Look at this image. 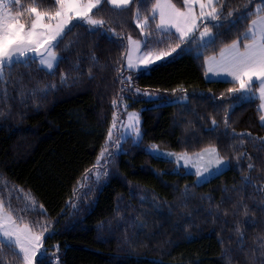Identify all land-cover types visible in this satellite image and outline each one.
<instances>
[{"label": "trees", "instance_id": "16d2710c", "mask_svg": "<svg viewBox=\"0 0 264 264\" xmlns=\"http://www.w3.org/2000/svg\"><path fill=\"white\" fill-rule=\"evenodd\" d=\"M32 2L21 0L24 5ZM35 2L51 7L48 0ZM173 2L181 6V0ZM229 3L243 11L245 4L253 8L256 0H225L226 7ZM101 9L93 11L94 17L105 21L104 28L114 29L116 38L90 32L75 21L65 41L73 46L56 49L65 59L55 75L38 70L36 64L12 70L4 86L7 96L0 103V185H6L0 195L6 203L12 198L14 215L23 216L25 223L50 225L46 249L49 257H59V264H264V126L259 99H237L240 94L228 89L238 85L209 80L204 63L246 27L230 25L222 17L221 35L204 58H197L195 51L182 53L186 46L181 45L174 58L148 70L117 71L125 65L126 37L141 35L132 6L122 13L106 3ZM62 74L69 77L67 85L60 83ZM122 75H131L133 88L151 98L122 92L127 89L120 83ZM37 81L56 88L22 102L19 87L31 89ZM128 109L140 110L142 143L125 144V149L113 150L110 160L97 163L113 117ZM233 133L251 135L233 138ZM147 144L187 153L215 146L230 167L197 183L175 163L149 154ZM101 164V173L107 175L98 181L90 178ZM28 195L43 205L46 215L24 211ZM4 251L5 264H21L11 250Z\"/></svg>", "mask_w": 264, "mask_h": 264}, {"label": "snow or ice", "instance_id": "6c2138e0", "mask_svg": "<svg viewBox=\"0 0 264 264\" xmlns=\"http://www.w3.org/2000/svg\"><path fill=\"white\" fill-rule=\"evenodd\" d=\"M252 2L253 0H249V4ZM48 3L51 7L43 8L35 0L26 5L21 4V0H0V103L7 96V89L4 86L9 83L8 78L17 66L23 65L28 69L36 64L38 70L55 75V69L65 59L57 55L56 49L61 45L64 50L73 46L74 42L65 43L68 33L76 27L73 21L87 25L90 32L100 31L103 35L111 33L109 38H116L114 29L104 28L105 21L94 18L93 15V10H102L101 5L106 3L121 13L132 6L135 26L143 37V39H133L131 35L126 37L127 43L124 45L128 48L126 65H122L117 71L147 70L150 66L173 57V53H177L181 45L186 46L181 49L182 53L195 51L197 58H204L205 53L216 46L221 35L219 29L224 26L222 17L230 25L243 24L246 31L241 33L239 38L224 44L219 47L217 54L204 59L207 65L206 75L212 73L215 77H221L228 83L238 85L228 89L230 93L240 94L237 99L251 98L255 95L261 101L258 111L261 112L259 118L264 126V0H256L253 8L245 4L243 11L239 8L232 9L230 3L226 7L225 0H181V6H177L173 0H48ZM141 5L144 6L143 11ZM234 15L235 19H231ZM249 19L251 23L246 24ZM209 24L217 29L216 34H213ZM141 48L144 49L143 52ZM157 48L160 50L156 51ZM133 53L138 54L135 59ZM91 59L96 60L94 55ZM73 68L78 72L79 64L73 65ZM208 78L212 80V76ZM68 79L67 74H62L60 83L67 85ZM16 83L20 85L21 81ZM120 83L127 85V89H121L122 92L134 91L135 94L148 95L151 98L150 94L142 93L139 88H133L131 75H122ZM254 83L258 88V95L252 90ZM55 88V84H42L37 81L31 89L20 86L18 94L23 102V98L36 97L37 94L47 96ZM112 104L115 106L117 101L113 100ZM0 116H3V112H0ZM128 121V129L122 133L121 139L132 138L136 146H139L142 143V135L138 126V114H128ZM211 123L215 130L218 127L216 120L213 118ZM224 124L228 125L227 116L224 117ZM115 127L114 116L107 134L108 141L112 140V129ZM246 135L251 134L233 133V138ZM114 145L118 149L119 140L115 141ZM155 148V145L150 147L148 153L154 155ZM106 153L110 160L112 153L108 152L107 143L101 150L98 162L99 159L105 158ZM160 155L167 156L168 162L175 163L178 168L186 167L191 161V157L186 152L160 153ZM195 157L196 161H203L208 157L203 167L198 163H192L191 167L186 168L187 172L198 177L197 183L206 180V175H211L212 171L220 172L221 168L230 167L215 146L205 147L201 152L196 153ZM193 168L195 171L192 170ZM248 168L252 169L253 165L249 163ZM101 175L106 176L107 172L97 171L94 179L98 181ZM244 179L246 183L251 182L248 178ZM5 186L0 185V194L3 193ZM17 191L23 190L17 189ZM11 199L9 197L6 203L0 195V264H5V248L11 250L12 255L21 264H38V253L42 257L39 264H59V257L55 255L49 257L47 249L41 251L44 246V235L50 225L39 221L25 223L23 216L14 215ZM24 199L26 200L24 211H36L46 215L43 205L37 204L34 197L28 195ZM34 227L40 230L34 231ZM237 231L239 232L238 228ZM54 248L59 251L58 246Z\"/></svg>", "mask_w": 264, "mask_h": 264}, {"label": "rangeland", "instance_id": "374dc122", "mask_svg": "<svg viewBox=\"0 0 264 264\" xmlns=\"http://www.w3.org/2000/svg\"><path fill=\"white\" fill-rule=\"evenodd\" d=\"M178 6V5H177ZM255 6V5H254ZM94 11V10H93ZM94 18H96V17H94ZM254 18V17H253ZM97 19H99V18H97ZM73 22H75V21H73ZM250 23H251V21H250ZM202 30V29H201ZM133 39H143V37L142 36H140V37H133V36H131ZM185 46V45H184ZM179 49H177V51H178ZM57 51V50H56ZM144 51V49L143 48H141V52H143ZM127 54H128V48H127ZM174 54H176V53H173V55ZM57 55L59 56V54H58V52H57ZM138 54L137 53H133V57H134V59H135V57L137 56ZM127 56V55H126ZM169 58V57H168ZM167 59V58H166ZM125 65H126V61H125ZM151 67V66H150ZM148 70V69H147ZM207 78H208V76H206ZM219 78H221V77H219ZM244 99H248V98H244ZM130 113H135V114H138V116H139V129H140V132H141V135H142V131H141V116H140V110L139 109H128L126 112H123L121 115H119V114H117V115H119V116H117L118 118L116 119V127L114 128V129H112V133H113V135H112V140L111 141H108L107 140V148H108V152L109 153H112L113 152V150H115L116 152H119V151H121V150H123V149H125L126 148V146H125V144H131V143H134L133 142V139L132 138H129V139H127V140H122L121 139V135H122V133L124 132V131H126L127 129H128V123H129V121H128V114H130ZM112 126V125H111ZM111 128V127H110ZM119 140V142H120V147L117 149L116 147H115V145H114V142L115 141H118ZM153 145H155L156 146V148L153 150L154 151V155L153 154H151L152 156H154V157H158V158H164V159H166V160H169V158L167 157V156H161L160 155V153H176V154H182V153H185V152H183V151H176V150H174V149H172V148H170V147H166V146H162V145H160V144H147L146 146H145V148H146V150H148L150 147H152ZM202 151V150H201ZM201 151H199V152H201ZM187 153V152H186ZM196 153H198V152H196ZM196 153H188V155L191 157V161H190V163H189V165H187L186 167H183V169L185 170V172H187L186 171V168H188V167H191V165H192V163H198L201 167H203V165H204V163L207 161V159H208V157H205L204 158V160L203 161H196V157H195V154ZM107 154V153H106ZM105 154V155H106ZM221 155V154H220ZM100 156V155H99ZM222 156V155H221ZM223 157V156H222ZM223 158H225V157H223ZM107 159V156H105V158H101V159H99V162L97 161V163H101L102 162V164H103V162L105 161ZM225 160H226V162L229 164V161H228V159H226L225 158ZM102 164H101V166L100 165H98L95 169H93L90 173H89V177L91 178V177H94V174L97 172V171H99V172H101L102 171ZM177 166V165H176ZM178 167V166H177ZM227 167H225V168H221V170H220V172H222L223 170H225ZM193 171H195V169L193 168L192 169ZM220 172H215V171H212V174L211 175H206V180H201L200 182H204V181H207V180H209L210 178H212L213 176H215V175H217V174H219ZM187 173H189V172H187ZM196 177V181L198 180V177L197 176H195ZM19 222V221H18ZM47 235L48 234H46L45 233V235H44V246H43V248L41 249V251H44L45 249H46V239H47ZM157 245H159L158 243L156 244V246ZM39 257V253L37 254V258Z\"/></svg>", "mask_w": 264, "mask_h": 264}, {"label": "crops", "instance_id": "0c3cea01", "mask_svg": "<svg viewBox=\"0 0 264 264\" xmlns=\"http://www.w3.org/2000/svg\"><path fill=\"white\" fill-rule=\"evenodd\" d=\"M215 55V54H214ZM206 72H207V65H206ZM223 75V74H222ZM206 76H212V79H217V80H224V79H222V78H219V77H215L212 73H207V75ZM252 90H253V92H255V93H257V95H258V88H257V86H256V84L254 83L253 84V86H252ZM251 98H256V96L254 95V96H252ZM260 103H261V101L259 100V106H260Z\"/></svg>", "mask_w": 264, "mask_h": 264}]
</instances>
